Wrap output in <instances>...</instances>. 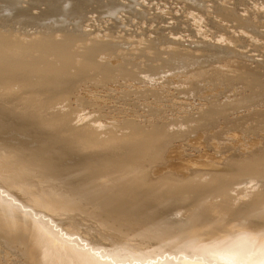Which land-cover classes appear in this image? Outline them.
<instances>
[{"label": "rangeland", "instance_id": "rangeland-1", "mask_svg": "<svg viewBox=\"0 0 264 264\" xmlns=\"http://www.w3.org/2000/svg\"><path fill=\"white\" fill-rule=\"evenodd\" d=\"M6 1L0 41L70 36L105 47L99 70L46 104V118L57 115L47 134L15 130L13 118L36 104L0 101V142L36 153L46 143L56 168L48 184L92 212L144 220L113 231L68 209L58 221L70 234L124 264L209 260L243 239L249 253L264 247V0H61L50 12L24 0L18 16L3 12ZM215 108L220 115L206 114ZM135 133L146 138L133 156L123 145ZM97 138L118 145L77 143Z\"/></svg>", "mask_w": 264, "mask_h": 264}, {"label": "bare ground", "instance_id": "bare-ground-1", "mask_svg": "<svg viewBox=\"0 0 264 264\" xmlns=\"http://www.w3.org/2000/svg\"><path fill=\"white\" fill-rule=\"evenodd\" d=\"M23 1L4 2L7 6L3 12L8 16L13 13L18 16L23 13L19 8ZM39 1L47 5V12L52 11L54 4L64 3L61 0ZM23 37L25 39V35L21 38ZM2 39L0 101L11 104L24 100L28 104H36L35 113L28 115L23 112L13 118L15 130L25 132L37 128L46 130L47 134V127L56 124L57 115L55 114V118H46V104H53L75 92L79 81L89 76V72L98 69L99 63L96 60L103 54L105 47L93 38L90 47L85 49L84 46L77 45L70 36H61L59 40H54L50 35H43L34 40H24V44H21V40L12 42L4 37ZM78 48L85 50V57L84 51H78ZM77 57L82 59L77 60ZM110 72L109 68L102 70L105 79L103 82L111 78ZM103 85L105 84L100 87ZM216 109L218 108L206 114L211 117L220 115V111ZM3 117L4 113L0 109V132ZM36 133L41 136V132ZM50 138L56 139L53 136ZM144 138L146 137L138 133L131 134L123 146L134 152L132 155L135 156V151L144 144ZM114 140L83 139L77 143L88 149H107L117 147L118 142ZM46 153V143L36 153L23 149L20 144L8 145L0 142V264H124L114 255L101 251L102 248L98 252L91 238L81 240L82 236L70 234L58 219L65 210L77 209L87 213L103 228L120 231L122 225L139 226L143 223V218L135 212L106 210L103 207L106 211L95 207L92 212L72 194L62 193L52 187L48 183L56 176V168L47 159ZM122 161L119 160V163ZM243 169L246 170L247 167ZM248 242L243 239L225 243L229 250L216 249V258L199 261L185 258L173 264H264V252L260 251L264 247H254L253 249L259 250L249 253L246 246H240L247 245ZM247 255L251 258L245 261ZM132 259L135 261L133 257Z\"/></svg>", "mask_w": 264, "mask_h": 264}]
</instances>
